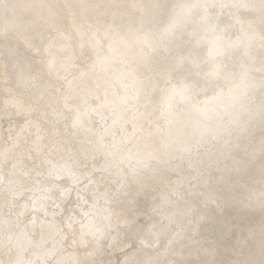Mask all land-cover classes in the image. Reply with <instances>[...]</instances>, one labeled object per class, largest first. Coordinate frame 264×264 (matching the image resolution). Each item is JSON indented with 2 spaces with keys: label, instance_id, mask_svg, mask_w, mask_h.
<instances>
[{
  "label": "bare ground",
  "instance_id": "6f19581e",
  "mask_svg": "<svg viewBox=\"0 0 264 264\" xmlns=\"http://www.w3.org/2000/svg\"><path fill=\"white\" fill-rule=\"evenodd\" d=\"M86 155L143 180L120 198L131 223L100 245L105 264H264V0H2L0 264L87 258L78 237L66 250L29 224L45 198L37 225L103 217ZM165 197L178 223L161 231Z\"/></svg>",
  "mask_w": 264,
  "mask_h": 264
},
{
  "label": "snow or ice",
  "instance_id": "6c2138e0",
  "mask_svg": "<svg viewBox=\"0 0 264 264\" xmlns=\"http://www.w3.org/2000/svg\"><path fill=\"white\" fill-rule=\"evenodd\" d=\"M2 2V0H0ZM48 51V49H45ZM49 70L55 68V58L52 57L48 61ZM18 82H24L23 70L17 73ZM179 97L181 100L186 98V91L174 90L173 95L169 97V105L171 102ZM217 98H213L215 101ZM7 107V104L3 106ZM85 167L81 170V176L88 181L87 187L91 190L92 207L95 208L103 201V217L100 220L89 219V213L85 212L77 218L74 214H69L67 217L57 219L56 213L53 212L52 221L49 219L41 220L37 225L36 211H43L47 217L46 203L48 199L45 198L40 202L32 201L31 209L32 216L29 220V224L33 227L39 226L42 231H52L53 239L57 245H69V241L76 243L77 237L81 244H84V254L86 259H77L74 264H105L103 260L97 257L101 253V247L103 241H113L115 245L120 239V233L118 231L121 227H127L131 221L124 214L123 209L120 207L121 196L127 195L129 188V180L133 179L138 185L143 184V180L135 168L129 171H124L123 168L113 163L97 164V157L92 155L84 156ZM91 164L89 168L88 165ZM153 165L149 161H145L141 168L143 170H150ZM79 182V181H78ZM171 197H165L161 199L160 205L157 208L159 215L161 216L160 230L164 228H170L173 224H177V218L175 216L165 215V210L170 206ZM29 206L25 203L24 208L21 210L20 215L24 216L28 211ZM187 215V214H185ZM54 221V223H53ZM166 221V223H164ZM98 225V226H97ZM183 229H178L173 238L179 237ZM157 232V225H152L149 229L142 234L139 239V247L137 251H141L144 248L152 247L149 238ZM171 242V241H170ZM80 248L77 247L76 251ZM91 249V251H89ZM71 250V245L68 249ZM16 264H23L21 261H17ZM57 264H73L72 261H58ZM121 264H160V261L154 258H145L143 260H137L135 256H126Z\"/></svg>",
  "mask_w": 264,
  "mask_h": 264
}]
</instances>
